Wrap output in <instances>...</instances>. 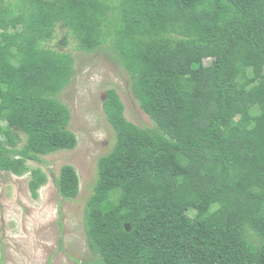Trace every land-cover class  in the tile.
I'll return each instance as SVG.
<instances>
[{
	"label": "trees",
	"instance_id": "1",
	"mask_svg": "<svg viewBox=\"0 0 264 264\" xmlns=\"http://www.w3.org/2000/svg\"><path fill=\"white\" fill-rule=\"evenodd\" d=\"M69 36L113 50L153 123L106 89L114 143L84 210L92 264H264V0H0V171L31 172L34 197L49 177L29 161L78 144L60 98ZM55 182L78 197L72 164Z\"/></svg>",
	"mask_w": 264,
	"mask_h": 264
},
{
	"label": "rangeland",
	"instance_id": "2",
	"mask_svg": "<svg viewBox=\"0 0 264 264\" xmlns=\"http://www.w3.org/2000/svg\"><path fill=\"white\" fill-rule=\"evenodd\" d=\"M67 29L59 25L50 42L58 47ZM72 36L61 46L75 59V74L60 98L70 107V128L78 137L73 150L29 161L41 166L49 180L34 197L29 187L31 172L22 176L0 171V264H92L96 257L87 246L84 210L97 175L100 156L108 153L114 133L106 120L103 101L106 89L115 87L125 104V115L138 125L152 126L131 91L130 77L108 47L80 51ZM72 164L80 177V193L63 198L55 182L60 168Z\"/></svg>",
	"mask_w": 264,
	"mask_h": 264
},
{
	"label": "water",
	"instance_id": "3",
	"mask_svg": "<svg viewBox=\"0 0 264 264\" xmlns=\"http://www.w3.org/2000/svg\"><path fill=\"white\" fill-rule=\"evenodd\" d=\"M127 227H129V225H127Z\"/></svg>",
	"mask_w": 264,
	"mask_h": 264
}]
</instances>
